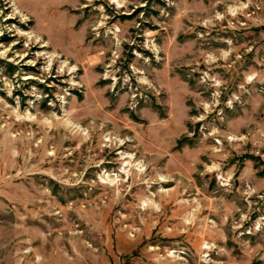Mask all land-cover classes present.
<instances>
[{"label":"rangeland","instance_id":"obj_1","mask_svg":"<svg viewBox=\"0 0 264 264\" xmlns=\"http://www.w3.org/2000/svg\"><path fill=\"white\" fill-rule=\"evenodd\" d=\"M119 1L0 0V244L264 264V0Z\"/></svg>","mask_w":264,"mask_h":264},{"label":"crops","instance_id":"obj_2","mask_svg":"<svg viewBox=\"0 0 264 264\" xmlns=\"http://www.w3.org/2000/svg\"><path fill=\"white\" fill-rule=\"evenodd\" d=\"M24 252L22 247L9 248L0 244V264H68L67 261L70 260L68 254L66 257L63 254L51 253L47 248L44 251L40 248H31L26 254ZM50 256L53 260H49L48 263L46 259H50Z\"/></svg>","mask_w":264,"mask_h":264},{"label":"bare ground","instance_id":"obj_3","mask_svg":"<svg viewBox=\"0 0 264 264\" xmlns=\"http://www.w3.org/2000/svg\"><path fill=\"white\" fill-rule=\"evenodd\" d=\"M112 1H113L114 3H119V4H120V1H119V0H112ZM233 10H235V9H233ZM44 46H45V45H44ZM85 135H86V134H85ZM108 140H109V139H108ZM108 140H107V141H108ZM124 158H130V159H132L131 156H127V157H124ZM128 165H129V164H127L126 167H127ZM128 167H129V166H128ZM111 177H112V176H107V179L110 180V181H113V180L111 179Z\"/></svg>","mask_w":264,"mask_h":264}]
</instances>
